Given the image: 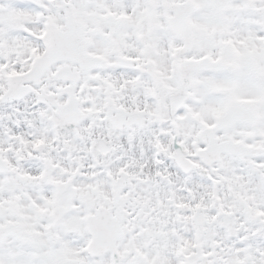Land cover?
<instances>
[{"label":"snow or ice","instance_id":"1","mask_svg":"<svg viewBox=\"0 0 264 264\" xmlns=\"http://www.w3.org/2000/svg\"><path fill=\"white\" fill-rule=\"evenodd\" d=\"M0 264H264V0H0Z\"/></svg>","mask_w":264,"mask_h":264}]
</instances>
